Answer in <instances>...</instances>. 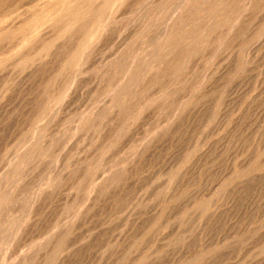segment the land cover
<instances>
[{
    "label": "rangeland",
    "instance_id": "obj_1",
    "mask_svg": "<svg viewBox=\"0 0 264 264\" xmlns=\"http://www.w3.org/2000/svg\"><path fill=\"white\" fill-rule=\"evenodd\" d=\"M0 264H264V0H0Z\"/></svg>",
    "mask_w": 264,
    "mask_h": 264
},
{
    "label": "bare ground",
    "instance_id": "obj_2",
    "mask_svg": "<svg viewBox=\"0 0 264 264\" xmlns=\"http://www.w3.org/2000/svg\"><path fill=\"white\" fill-rule=\"evenodd\" d=\"M112 3V2H111ZM78 5V4H77ZM35 9V8H34ZM63 16V15H62ZM93 17V16H92Z\"/></svg>",
    "mask_w": 264,
    "mask_h": 264
}]
</instances>
